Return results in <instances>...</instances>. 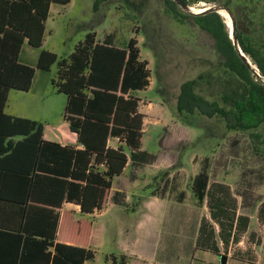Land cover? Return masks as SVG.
<instances>
[{"label":"trees","instance_id":"trees-1","mask_svg":"<svg viewBox=\"0 0 264 264\" xmlns=\"http://www.w3.org/2000/svg\"><path fill=\"white\" fill-rule=\"evenodd\" d=\"M71 0H0V264H84L92 221H72L63 202L74 201L85 213L106 205L115 176L129 156L140 153L144 113L139 89L150 83L148 61L140 56L137 36L124 46L112 33L104 40L89 31L69 55L41 48L37 65L19 60L23 43L41 47L46 21L55 3ZM115 0H94L99 11ZM144 12L151 0H123ZM189 5L200 0H181ZM223 4L236 17L234 42L225 16L215 9L193 12L178 0H161L179 21L190 19L213 39L215 56L194 55L199 70L184 79L177 94L180 118L194 126L203 117L221 120L224 132L243 131L264 142V13L260 0H204ZM237 1V5L235 2ZM244 17L238 21L237 10ZM149 47L156 51L155 44ZM240 48L251 61L244 58ZM57 91L67 95L64 116L82 146L43 136L44 124L5 111L10 89L28 90L36 67L51 70ZM117 138V146L109 139ZM259 146H257V149ZM130 153H129V152ZM209 159L207 156L206 158ZM204 162L192 190L202 202L209 180ZM264 165V164H261ZM126 255L110 264H125Z\"/></svg>","mask_w":264,"mask_h":264},{"label":"crops","instance_id":"crops-1","mask_svg":"<svg viewBox=\"0 0 264 264\" xmlns=\"http://www.w3.org/2000/svg\"><path fill=\"white\" fill-rule=\"evenodd\" d=\"M28 46L31 45L25 41L19 60L36 66L40 51L30 54ZM24 50L32 60L22 59ZM52 68L36 67L28 90L10 89L5 111L43 122V136L47 139L80 147L77 132L64 116L67 95H57L63 92L53 86L56 70L52 73ZM57 99L63 104L53 116ZM116 140L109 139V144L117 146ZM142 144L140 149L146 152L134 159L129 156L123 172L114 177L103 208L85 213L77 202L65 200L62 204L72 221H92L89 247L95 256L84 264H95L102 255L104 264H110L113 256L118 260L123 254L127 257L125 264H264L263 184L253 179L232 180L225 174L229 171L224 168L225 161L209 158V180L202 202L195 196L192 184L203 169V162L188 163V167H193L189 171L184 163L170 161L164 167H179L166 169L165 178L153 187L149 178L155 177L163 166L153 165L157 153L144 149ZM185 176L191 181L189 189L182 182ZM113 226L120 237L107 244L103 235ZM109 244L114 249L101 250Z\"/></svg>","mask_w":264,"mask_h":264},{"label":"rangeland","instance_id":"rangeland-1","mask_svg":"<svg viewBox=\"0 0 264 264\" xmlns=\"http://www.w3.org/2000/svg\"><path fill=\"white\" fill-rule=\"evenodd\" d=\"M93 1L71 0L67 4H53L46 21L43 45L28 46L30 54L36 55L41 48H48L59 55L67 56L89 31H95L98 40H104L107 34L112 33L114 42L120 46H124L130 37L137 36L140 56L148 61L151 70L150 85L137 91V95L141 97L140 110L144 113L142 146L157 153L153 165L163 166L162 170H157L155 177L149 178L154 184L153 187L157 186L160 179L165 178L167 173L163 172L166 169L179 167H164L170 161L179 165L184 163L189 170L193 167H188V163H204L208 156L215 161H225L227 167L224 168L230 171L225 174L231 176L232 180L253 179L254 182L263 184L264 190V165H261L264 164V142H260L255 138L257 136L253 137L249 132L226 133L221 120L203 117L199 121L208 126L209 134L215 135L207 136L203 126L188 124L178 114L176 105L180 84L184 79L193 76L201 65H194L191 57L215 56L210 35L190 19L179 21L164 8L161 0H151L144 12H138L123 0H115L95 11ZM203 1L191 4L192 9L200 11L198 8L214 4ZM236 3L237 1L235 5ZM258 9L264 13V0H260ZM231 12L236 21L234 12ZM237 14L238 21L241 22L244 17L243 9H238ZM225 18L227 19L226 16ZM149 44H155L156 51ZM27 56L24 50L22 59L32 60L31 56ZM52 69L53 73L56 65ZM57 95L66 97L64 93ZM61 104L63 103L59 99L54 102L53 116L59 113ZM260 129L264 133V126ZM115 142L118 144V140ZM182 182L186 189L190 188L191 181L188 176ZM134 201L135 196L130 200L131 206ZM103 237L108 244L119 239L120 234L113 226V229L108 228ZM113 246H102L101 250L114 249ZM115 250H119L118 247ZM94 263L104 264V256H100Z\"/></svg>","mask_w":264,"mask_h":264},{"label":"water","instance_id":"water-1","mask_svg":"<svg viewBox=\"0 0 264 264\" xmlns=\"http://www.w3.org/2000/svg\"><path fill=\"white\" fill-rule=\"evenodd\" d=\"M179 2H180V4H181V6L184 8V9H186V10H189V11H193V12H201V11H204V10H211V9H215V10H217V11H219L220 13H222L221 12V9H226L227 11H228V13L230 14V16H231V19H232V37H233V39H234V42H237V36H236V33H235V19H234V16H233V13L231 12V10L228 8V7H226L225 5H223V4H211V5H209L208 7H205L204 9H202V10H200V11H195V10H193L192 9V6L191 5H189V4H187V3H185V2H183V1H181V0H178ZM240 50H241V53H242V55L244 56V58L251 64V61L249 60V58L246 56V54L243 52V50L240 48Z\"/></svg>","mask_w":264,"mask_h":264},{"label":"bare ground","instance_id":"bare-ground-1","mask_svg":"<svg viewBox=\"0 0 264 264\" xmlns=\"http://www.w3.org/2000/svg\"><path fill=\"white\" fill-rule=\"evenodd\" d=\"M203 3H207V2L203 1ZM205 6H206V5H205ZM205 6H202V7L198 8V10H202V9H204ZM221 12L227 17V19H228V20H227L228 25H229V26H232L231 18H230V16H229L228 11H227L226 9H221Z\"/></svg>","mask_w":264,"mask_h":264}]
</instances>
